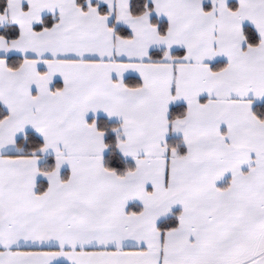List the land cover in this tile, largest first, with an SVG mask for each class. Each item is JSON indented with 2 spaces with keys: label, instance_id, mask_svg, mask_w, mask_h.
I'll return each mask as SVG.
<instances>
[{
  "label": "snow or ice",
  "instance_id": "obj_1",
  "mask_svg": "<svg viewBox=\"0 0 264 264\" xmlns=\"http://www.w3.org/2000/svg\"><path fill=\"white\" fill-rule=\"evenodd\" d=\"M0 264H264V0H0Z\"/></svg>",
  "mask_w": 264,
  "mask_h": 264
}]
</instances>
